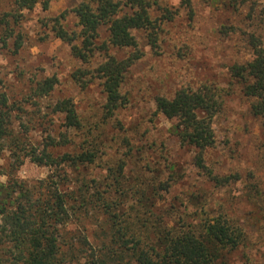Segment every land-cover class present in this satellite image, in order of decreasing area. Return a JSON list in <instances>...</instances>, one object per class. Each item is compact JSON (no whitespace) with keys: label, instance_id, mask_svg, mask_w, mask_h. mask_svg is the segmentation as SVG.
<instances>
[{"label":"rangeland","instance_id":"rangeland-1","mask_svg":"<svg viewBox=\"0 0 264 264\" xmlns=\"http://www.w3.org/2000/svg\"><path fill=\"white\" fill-rule=\"evenodd\" d=\"M46 1L23 9L14 0H0V91L24 100L36 83L58 79L50 98L38 101L37 106L26 105L25 114H20L35 138L40 137L38 130L45 135L65 132L64 116L53 115L46 107L58 99L74 101L83 128L68 131L73 143L65 147H94L96 157L92 164L72 173L68 185L112 180L113 171L126 162L122 178L126 187L130 191L138 188L139 194L133 196H143L145 205L156 203L154 214L168 223L197 222L204 211L222 209L240 223L247 234L246 244L225 253L217 264H264V121L253 115L252 100L231 72L233 66L253 59L251 35L259 37L264 46V17L260 14L264 0L251 1L256 6L252 16V3L235 8L227 0H194L188 9L182 0H157L152 17L161 18L169 11L172 19L161 23L156 48L150 45L146 31L133 32L141 59L126 73L122 91L128 103L112 117L105 114L101 81L92 78L91 72L110 57H129L131 49L109 45L107 51L96 52L83 63L71 52L72 45L80 42L62 41L53 27L59 19L69 32H79L74 10L91 5L92 0H51L45 9ZM107 40V30L102 27L99 44ZM79 70L88 73L80 83L74 78ZM206 85L221 91L224 105L214 120L216 142L201 159L194 148L181 144L176 121L158 113L155 100L158 96L172 98L182 88L197 90ZM68 151L71 148L60 153ZM10 162L9 154L0 162V182L5 184L15 178L32 185L54 172L30 160L12 172ZM206 169L219 176L239 174L240 180L219 188L209 181ZM164 182L170 183L169 191L159 187ZM254 185L262 192L261 198ZM99 224L94 217H84L68 229L86 228L96 241Z\"/></svg>","mask_w":264,"mask_h":264},{"label":"trees","instance_id":"trees-1","mask_svg":"<svg viewBox=\"0 0 264 264\" xmlns=\"http://www.w3.org/2000/svg\"><path fill=\"white\" fill-rule=\"evenodd\" d=\"M50 1L44 3L45 9ZM193 1L182 0V4L190 9ZM251 1L227 0L235 8ZM14 3L26 9L39 0H14ZM155 6L157 0H92L91 5L82 4L74 10L79 32H69L59 19L53 27L62 41L80 42L72 45L71 52L85 64L96 52L107 51L109 45L131 49L129 57H110L91 72L92 78L101 81L107 117L128 103L122 91L126 73L141 59L133 32L146 31L150 45L156 48L161 23L172 19L169 11L161 18H153L151 11ZM255 9L252 3L251 16ZM260 14L264 17V8ZM102 27L107 30L108 40L99 44ZM249 42L253 59L245 65L233 66L231 72L243 85L244 95L252 100L253 115L264 121V46L255 35L250 36ZM87 74L79 70L74 78L84 82ZM57 84L56 77L38 82L24 100H15L8 91H0V162L9 154L12 172L26 160L54 170L32 185L15 178H10L8 184L0 182V264H217L225 253L246 244L247 234L242 226L223 209L217 213L204 211L197 222L168 223L154 214L156 203L145 205L143 196H133L139 194V189L130 191L122 180L126 162L113 171L112 180L68 185L71 174L92 164L96 157L94 147H65L73 143L68 131L83 128L74 101L58 99L46 107L51 114L64 116L66 131L58 135H45L38 130L40 137H31L20 116L25 114L26 105L37 106L38 101L50 98ZM155 102L158 113L176 121L181 144L194 148L202 159L216 142L214 120L224 105L221 91L209 85L197 90L182 88L172 98L158 96ZM65 148L72 151L60 153ZM206 170L209 181L219 188L240 180L239 174L219 176ZM159 187L169 191L171 185L164 182ZM256 194L262 197L259 189ZM84 217H94L100 223L94 232L96 241H92L86 228L68 229Z\"/></svg>","mask_w":264,"mask_h":264}]
</instances>
